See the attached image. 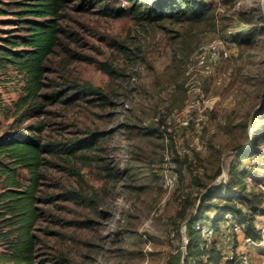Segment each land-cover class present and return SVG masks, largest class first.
Masks as SVG:
<instances>
[{"label": "rangeland", "instance_id": "obj_1", "mask_svg": "<svg viewBox=\"0 0 264 264\" xmlns=\"http://www.w3.org/2000/svg\"><path fill=\"white\" fill-rule=\"evenodd\" d=\"M104 1L128 15L105 16L99 3L74 8L73 1L60 19L63 45L47 61L45 90L64 86L75 99L47 105L45 141L69 149L102 137L82 153L46 157L38 252L59 264H183L186 224L200 205H212L209 218L225 214L215 208L225 204L240 214L264 211V0H209L201 21L156 23L137 19L125 0ZM220 33L229 38L228 55L208 73L191 70L198 44ZM24 84L16 69L0 70V132ZM192 98L199 103L182 127L178 114ZM165 160L176 164L172 190L161 176ZM253 218L264 225L263 214ZM209 241L189 260L222 264Z\"/></svg>", "mask_w": 264, "mask_h": 264}, {"label": "trees", "instance_id": "obj_2", "mask_svg": "<svg viewBox=\"0 0 264 264\" xmlns=\"http://www.w3.org/2000/svg\"><path fill=\"white\" fill-rule=\"evenodd\" d=\"M73 1H79L74 8H82L87 1L99 3L100 12L105 16L118 18L128 15L125 8L115 10L104 0H0V25H8L0 28V70L12 67L24 75L25 81L18 99L13 102L12 120L0 132V260L5 264H59L38 252L36 225L42 217L39 205L47 201L41 194V169L46 165L48 155H56L60 151L66 155H75L77 150L82 153L83 147H95L102 137L91 134L86 144H75L65 149L60 148L55 141H45L43 136L47 123L40 117L46 112L47 105L58 101L70 103L75 99L73 94L68 96L64 86L45 90L48 58L57 47L63 45L62 37L66 33L60 19L63 11ZM125 1L131 4V10L137 19L147 23L168 19L178 22L201 21L208 17L212 9L210 1L201 0ZM220 37L229 40L222 33ZM78 88L74 91H79ZM79 89L98 93V89L91 86ZM32 118H36V121L27 122ZM21 169L27 173L26 180L20 174ZM218 190V185L209 187L200 200L212 197L211 193ZM225 198L231 200L230 196ZM200 207L190 220L191 224L189 225L190 221L186 224L189 244L183 264H199L196 259L189 260L191 253L203 251L202 245L208 241L193 229V223L205 220L218 231V222L227 220L225 214L209 218L205 212L212 207L211 204H202ZM215 208L232 213V219L244 225L245 234L254 238L258 234L253 217L256 214L264 215V211L252 208L249 213L240 214L239 209L228 204ZM215 242L213 239L209 241L211 255L218 251ZM178 261L180 259H176Z\"/></svg>", "mask_w": 264, "mask_h": 264}, {"label": "built area", "instance_id": "obj_3", "mask_svg": "<svg viewBox=\"0 0 264 264\" xmlns=\"http://www.w3.org/2000/svg\"><path fill=\"white\" fill-rule=\"evenodd\" d=\"M227 55L228 52L226 49L225 40L221 37H209L200 42L195 49L193 54V62L190 69L200 73H208L212 70L214 65L218 63L219 60H221L223 57H226ZM196 91V88L192 89L193 93H196ZM198 103V99L192 98L188 105L179 112L177 121L180 126L186 127L190 124V122L193 120V110L196 109ZM161 176L166 189L172 190L176 186L178 182V173L174 161L165 160L161 164ZM233 221L235 220L227 217L225 223V227L227 229L225 233L222 234L220 249L222 251L224 262L230 263L232 261L234 264H255L250 257V248L257 244L255 238L252 235H247L244 233L243 224H235L232 223ZM237 227H239L244 233L242 249L238 253L235 249L233 233V228ZM193 229L202 238L206 239H210L216 234L213 225L205 220H196L193 223ZM263 240L264 237L262 238V241Z\"/></svg>", "mask_w": 264, "mask_h": 264}, {"label": "crops", "instance_id": "obj_4", "mask_svg": "<svg viewBox=\"0 0 264 264\" xmlns=\"http://www.w3.org/2000/svg\"><path fill=\"white\" fill-rule=\"evenodd\" d=\"M226 214L229 216V213H225V217H226ZM230 216H233L230 214ZM236 221H233L232 223H235ZM225 223H226V220H223V221H219L218 224H219V230L216 231V233H219V235H221V232L222 233H225L224 231H226V227H225ZM236 224H238V222H236ZM241 225V224H239ZM254 225H257V223H254ZM237 226V225H235ZM264 225L262 226H255V227H258L257 230H258V233H259V237H257L255 240L257 242L256 245H253L251 248H250V257L251 259L253 260V262L255 264H264V240L262 241V238L264 237ZM233 233H234V245H235V249H236V252L238 253L241 249H242V243H243V238H244V233L243 231L237 227V228H233ZM214 236L216 238H212L213 240H215L216 242V248L218 250H220V246H221V240H222V236ZM211 240V239H209ZM208 240V241H209ZM261 249L259 251H261L263 254L261 256H257V250L256 249ZM259 257V258H258ZM262 257V258H260ZM224 264V262L222 263Z\"/></svg>", "mask_w": 264, "mask_h": 264}, {"label": "water", "instance_id": "obj_5", "mask_svg": "<svg viewBox=\"0 0 264 264\" xmlns=\"http://www.w3.org/2000/svg\"><path fill=\"white\" fill-rule=\"evenodd\" d=\"M182 260H184V257H182Z\"/></svg>", "mask_w": 264, "mask_h": 264}]
</instances>
